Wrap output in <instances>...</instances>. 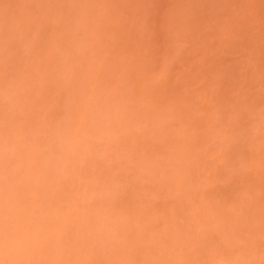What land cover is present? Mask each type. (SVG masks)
<instances>
[{"label":"clouds","instance_id":"9594fccd","mask_svg":"<svg viewBox=\"0 0 264 264\" xmlns=\"http://www.w3.org/2000/svg\"><path fill=\"white\" fill-rule=\"evenodd\" d=\"M0 264H264V0H0Z\"/></svg>","mask_w":264,"mask_h":264}]
</instances>
